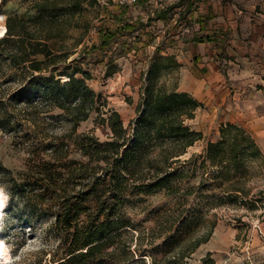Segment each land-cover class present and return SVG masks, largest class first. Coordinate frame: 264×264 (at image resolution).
Instances as JSON below:
<instances>
[{
  "label": "rangeland",
  "instance_id": "1",
  "mask_svg": "<svg viewBox=\"0 0 264 264\" xmlns=\"http://www.w3.org/2000/svg\"><path fill=\"white\" fill-rule=\"evenodd\" d=\"M74 1L0 0V15L7 18L15 13L40 15L45 21L55 18L56 52L73 53L80 42L68 62L52 67V72L36 73L44 77L39 85L18 82L10 70L0 78V110L9 119L2 121L7 126H0V188L6 197L0 234L11 253L7 264H53L55 254L69 249L76 227L83 228L90 217H104L112 208L135 224L131 251L136 252L135 238L142 233L139 245L149 253L116 262L105 257V264H167V257L186 255L210 231L207 242L219 260L199 259L198 247L185 257V264H264V54L251 68L241 66L247 75L228 57L219 63L218 70L228 77L226 102L236 107H226L223 113L214 94V99L208 96L201 102L194 117L183 115L186 125L203 137L168 165L160 156L159 176L168 174V184L141 193L137 186L158 176L147 160L160 155L161 145L152 138L137 161L118 166V159L136 142L145 106L139 108L146 98L155 96L159 87L173 91L178 86L180 63L173 45L186 39L193 26L185 14L191 0L172 8L166 20L153 21L157 8L181 0H151L147 6L142 0L132 7L117 0H82L78 9L72 7ZM229 1L244 14L264 13L260 0ZM46 4L48 10L40 11ZM121 18L132 23L139 19V30L119 36L112 49L84 59L82 49L99 43L100 29L121 25ZM253 28L245 26L246 31ZM123 43L131 49L125 55ZM76 66L91 75L87 83L96 97L90 117L75 129L71 112L59 102H75L66 98L63 85L69 72L81 74ZM113 111L124 122L118 135L99 120ZM107 142L116 144L109 149ZM114 181L122 185L120 190ZM100 259L77 264H97Z\"/></svg>",
  "mask_w": 264,
  "mask_h": 264
},
{
  "label": "trees",
  "instance_id": "2",
  "mask_svg": "<svg viewBox=\"0 0 264 264\" xmlns=\"http://www.w3.org/2000/svg\"><path fill=\"white\" fill-rule=\"evenodd\" d=\"M82 3V0H75L72 7L77 8ZM185 4V0H181L178 4L171 5L166 9L156 10L155 18H150L151 21L166 20L172 8L181 7ZM191 3L185 8V14L190 13ZM40 11L48 10V5H40ZM75 10V9H74ZM183 14V12H182ZM52 15V14H51ZM42 16L27 17L25 15L17 14L10 15L6 20L7 33L0 36V78L8 75V70L12 72L10 76L17 78L18 82L28 83L29 85H39L44 77L36 76V73L50 72L52 67L68 62V59L77 52L80 42L76 44L75 51L72 52H56L54 49V41L58 37L57 23L52 18L50 20L41 19ZM121 25L115 28L100 29V41L94 43L91 47H84L81 51L84 52V59L94 52L104 53L113 48L114 43L119 36H125L127 32H136L139 30V19L132 23L129 19L121 18ZM122 49L124 55L131 51L127 43H123ZM42 57V59L40 58ZM78 60L75 59V63ZM7 68V69H6ZM76 69L81 72L79 76L74 72H69V79L64 82L66 98L73 99V105H67L66 101L59 102L60 107L68 110L72 114L74 128L78 127L82 120L90 117L92 105L95 102L96 93L92 91L87 80L91 77L82 68ZM52 72V71H51ZM54 84L60 82L53 79ZM143 114L140 118L139 128L136 133V142L131 149L125 151L123 160L118 159V166L121 162L129 164V162L137 161L140 154L144 155L147 151L146 142L154 138L157 144L161 145V152L156 158H148L147 162L152 169H156V178L148 183L138 185V191L141 193H150L162 186L168 184L169 176L165 174L159 176L162 166H157L158 158L163 157L164 162L170 164V161L177 160L178 157L187 153V148L191 147L197 140L203 137V134L187 126L183 115L187 118L194 117V111L202 107L203 104L190 94L178 91V88L173 91H168L163 87L158 88L155 96H148L139 111L143 109ZM2 110H0V126H7V123L2 121H9L4 117ZM100 122L109 124L114 130L115 135L124 131V122L121 114L118 111H113L112 114L105 118L101 117ZM85 135V134H84ZM121 137L125 140L124 134ZM172 144L170 147H164L167 142ZM126 142V141H125ZM116 142H107L105 147L112 149ZM219 144V143H218ZM214 143L210 146L213 147ZM86 144L82 145L84 149ZM119 152V147L114 148ZM86 151V150H85ZM138 156V157H137ZM107 157H104L106 159ZM89 167V165H86ZM117 189L121 186L117 181H114ZM62 218L58 216L60 222ZM67 227L72 226V217L70 214L66 216ZM174 225L172 226V228ZM135 228V224L125 214L116 212L113 208L102 217H90V221L84 225L83 228L76 227L73 230L72 244L65 252H59L54 255L53 264H77L78 261L86 258H101L97 264H105V257L114 262L130 260L141 253V256H146L149 251L139 245L142 239V233L136 239V252L131 251L132 241L134 235L130 234L131 229ZM127 237L125 238L124 236ZM211 231L202 239L194 242L192 249L189 248L186 255L177 257H167V264H185V257L190 256L203 243L209 241ZM154 239L149 242L153 246ZM116 249L111 252L107 248L116 245ZM67 254L66 256H64ZM64 257H63V256ZM142 260V259H141ZM144 262V261H141ZM209 262V260H205Z\"/></svg>",
  "mask_w": 264,
  "mask_h": 264
},
{
  "label": "crops",
  "instance_id": "3",
  "mask_svg": "<svg viewBox=\"0 0 264 264\" xmlns=\"http://www.w3.org/2000/svg\"><path fill=\"white\" fill-rule=\"evenodd\" d=\"M260 2L264 4V0ZM149 3L151 0L144 4ZM191 5L192 11L186 16L193 26L187 30L186 39L173 45L181 72L177 88L200 103L208 96L214 99L215 94L217 108H223L224 113L226 107L236 106L226 102L228 77L217 66L228 57L231 62L238 63L241 75H245L247 72L243 74L241 66L251 68V63L259 60L264 54V13L244 14L232 8L229 0H191ZM248 24L254 27L250 31L245 30ZM231 78H234L232 74ZM237 116L231 117L233 122L230 123L233 124ZM209 242L198 248V258L218 261L219 253Z\"/></svg>",
  "mask_w": 264,
  "mask_h": 264
},
{
  "label": "bare ground",
  "instance_id": "4",
  "mask_svg": "<svg viewBox=\"0 0 264 264\" xmlns=\"http://www.w3.org/2000/svg\"><path fill=\"white\" fill-rule=\"evenodd\" d=\"M6 30H7L6 24L0 19V36H4L7 33ZM5 206H6V203H5V200H3V207L0 208V225H1L2 217L5 211ZM10 255H11L10 250L8 249L7 244H5L0 234V264H7V262H9L10 260Z\"/></svg>",
  "mask_w": 264,
  "mask_h": 264
},
{
  "label": "built area",
  "instance_id": "5",
  "mask_svg": "<svg viewBox=\"0 0 264 264\" xmlns=\"http://www.w3.org/2000/svg\"><path fill=\"white\" fill-rule=\"evenodd\" d=\"M140 1L142 0H117V3L122 6L126 5V6L132 7V6L137 5ZM147 2H149V0H147ZM0 19L4 23H6L7 17L5 15H0Z\"/></svg>",
  "mask_w": 264,
  "mask_h": 264
},
{
  "label": "clouds",
  "instance_id": "6",
  "mask_svg": "<svg viewBox=\"0 0 264 264\" xmlns=\"http://www.w3.org/2000/svg\"><path fill=\"white\" fill-rule=\"evenodd\" d=\"M6 199V197H3V192L0 190V208L3 207V200ZM9 263V262H8Z\"/></svg>",
  "mask_w": 264,
  "mask_h": 264
}]
</instances>
